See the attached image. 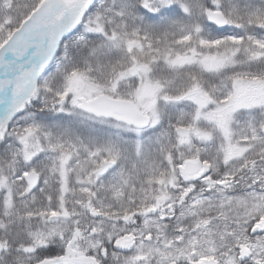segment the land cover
Masks as SVG:
<instances>
[{
    "label": "snow or ice",
    "instance_id": "1",
    "mask_svg": "<svg viewBox=\"0 0 264 264\" xmlns=\"http://www.w3.org/2000/svg\"><path fill=\"white\" fill-rule=\"evenodd\" d=\"M0 264H264V0H0Z\"/></svg>",
    "mask_w": 264,
    "mask_h": 264
}]
</instances>
